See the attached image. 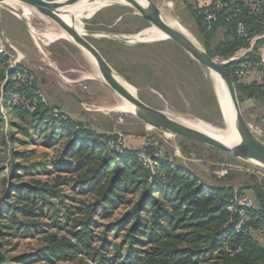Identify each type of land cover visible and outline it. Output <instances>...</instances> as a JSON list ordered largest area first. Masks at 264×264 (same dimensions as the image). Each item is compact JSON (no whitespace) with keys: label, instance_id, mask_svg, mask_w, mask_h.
Wrapping results in <instances>:
<instances>
[{"label":"rangeland","instance_id":"374dc122","mask_svg":"<svg viewBox=\"0 0 264 264\" xmlns=\"http://www.w3.org/2000/svg\"><path fill=\"white\" fill-rule=\"evenodd\" d=\"M151 1L160 9L162 18L181 26L206 52L192 15L197 11L200 0ZM21 17L20 13L14 15L7 7L0 6V47L6 52L7 69L17 63L18 68L30 72L32 83L43 101L59 109L73 123L93 134L109 137V140L121 136L119 145L122 149L144 150L152 161V169L156 165L154 159L181 167L193 174L205 189L231 185L238 195L239 189L244 187L239 195H247L253 200L254 195L247 189L248 186L259 185L264 192V168L257 164L153 128L130 112L109 110L118 104L120 98L102 79L86 78L90 77L92 71L89 55L66 39H58L43 46L36 36L34 38ZM81 22L84 33H96L87 37L88 42L119 78L135 88L137 97L143 103L180 119H198L225 128L209 71L177 44L164 40L146 44L140 50L129 51L124 46H139L116 39L120 36L147 39L148 36L140 33L153 29L130 7L110 4L86 16ZM33 24L39 34L57 27L51 20L45 22L39 18H35ZM225 40L224 30L217 28L211 48L221 45ZM262 43V40L257 41L253 50ZM246 44L227 59L217 55L211 58L224 67L228 65L229 59L239 58L241 50H246L250 42ZM239 106L245 122L258 126L261 131L253 134L264 142V103L245 100ZM1 111L4 112V109L1 108ZM1 119L0 218L4 220L0 219V222L7 225V229H2L5 236L0 238V254L9 258L27 256L34 259L27 264H44L38 252L48 253L51 236L58 240L73 238V233L78 230L76 223L81 217L78 209L83 208L82 203L89 200L78 195L74 189L75 176L57 170L53 164L61 152L63 141L54 147L44 146L43 137L49 135V131H32L29 117L7 116L3 113ZM12 123L15 127L9 128ZM27 128L26 133L21 130ZM9 129H13L16 139L11 144L7 137L2 138L3 135H9ZM14 153L19 156H14ZM16 166L24 170L15 171L18 176L12 177L11 172ZM38 181L56 193L55 197L48 198L51 205H46L43 212H36L32 217L19 214L16 218L18 229L9 230L11 222L5 219L8 215L5 214L7 208L4 204L13 199V187ZM66 208L74 212L70 219L64 216ZM54 209L58 212H54ZM119 241L120 238L115 240L117 244ZM97 243L95 241V245ZM84 261L94 264L86 257ZM193 264L214 263L203 261Z\"/></svg>","mask_w":264,"mask_h":264},{"label":"trees","instance_id":"16d2710c","mask_svg":"<svg viewBox=\"0 0 264 264\" xmlns=\"http://www.w3.org/2000/svg\"><path fill=\"white\" fill-rule=\"evenodd\" d=\"M231 1L216 0L212 5ZM235 7L238 13L229 20L226 18L231 8L221 11L211 33L205 31L197 11L192 14L210 57L217 55L227 59L247 45L248 40L236 32L238 22L250 38L264 33V11L253 12L244 0H236ZM217 28L224 30L226 40L212 49ZM125 48L136 51L143 46ZM232 65H225L224 69L234 82L239 104L248 99L264 101V91L258 85L240 83L231 72ZM7 72V56L0 55V124L3 113L29 117L32 131H49V135L43 137L44 146L54 147L63 141L53 164L57 170L74 175V189L89 200L78 209L81 217L73 238L58 240L51 236L48 253L38 252L44 264H87L85 257L94 264H193L203 261L264 264V192L261 186L247 187L254 195L255 208L249 211L247 232L236 233L234 224L238 215L228 211L236 195L233 186L205 189L190 172L158 159H154L153 169L145 168L137 158L138 151L123 148L119 153L110 149L109 137L82 129L59 109L43 101L32 81H15L12 77L16 72L9 75ZM13 93L19 95L15 106L11 105ZM26 105L34 110L28 111L24 108ZM9 126L15 127V124ZM28 129L21 130L26 133ZM9 130V135L2 138L7 137L11 144L16 139L13 129ZM21 170L24 168L16 166L11 176L17 177L15 171ZM12 193L13 199L4 204L8 215L5 219L11 222L9 230L18 229L16 218L19 214L32 217L36 212H43L46 205H51L48 198L56 194L39 181L16 185ZM70 215L74 212L66 208L64 216L70 219ZM3 228L7 229V225L0 222V238L5 236ZM119 238L117 244L115 240ZM78 256L83 258L77 259ZM29 258H9L0 254V264H27L34 260Z\"/></svg>","mask_w":264,"mask_h":264},{"label":"water","instance_id":"95a60500","mask_svg":"<svg viewBox=\"0 0 264 264\" xmlns=\"http://www.w3.org/2000/svg\"><path fill=\"white\" fill-rule=\"evenodd\" d=\"M77 1L79 0H59L55 2H48L45 0H0V6L6 7L8 2H16L35 9L41 15L56 23L58 27H60L70 37L71 42H73L77 47L81 48L85 53L94 59L102 80L112 91L115 92L118 97L129 104L132 109L130 114L135 115L140 121L153 128L222 151L236 159L250 161L264 168V142L259 140L251 132L248 124L242 117L235 85L229 74L225 71L224 67L212 59L202 48H200L199 45H194L182 33L166 24L161 16L160 9L151 0H142L141 3L136 0L123 1L124 5L134 10L135 14L144 19L150 25V27L155 28L162 35H164V39L152 42L134 41L127 36H120L116 39L120 42L133 46L170 40L177 44L183 51L189 54L192 59L197 61L206 70L215 73L224 83L235 112V128L239 136V142L236 145H224L223 143L209 137L208 135L181 124L170 118L163 111L146 105L141 100H139L136 94L132 95L128 90H126L118 81V75L115 73V71L104 60L97 49L90 42H88L87 37L96 33L86 32L79 34L61 19V9ZM8 9L13 14L18 13L15 9L10 7H8ZM218 105L222 112L219 101Z\"/></svg>","mask_w":264,"mask_h":264},{"label":"bare ground","instance_id":"6f19581e","mask_svg":"<svg viewBox=\"0 0 264 264\" xmlns=\"http://www.w3.org/2000/svg\"><path fill=\"white\" fill-rule=\"evenodd\" d=\"M138 2H142V0H136ZM110 4H121L124 5L123 0H79L73 4H70L68 6H65L61 9L60 17L61 19L68 24L71 28H73L76 32L79 34H83L84 28L82 25V19H84L86 16L88 17L93 15L97 10H99L102 7H105ZM6 7H10L12 9H15L18 13L21 14V16L26 21L28 28L31 30L34 38H36L41 42L43 46H46L48 43L58 40V39H66L71 40L70 37L60 28L56 23H54L57 27L54 30H48L47 32H42V34H39L38 30L35 28L33 24V20L35 18H39L43 21H49L50 19L41 15L38 11L35 9L16 3V2H8L6 4ZM11 12V11H10ZM15 15V14H14ZM17 17V16H16ZM21 17V18H22ZM164 22L171 26L172 28L176 29L180 33H182L185 37H187L194 45L198 46L197 42L193 39V37L188 34L181 26L176 25L169 20H165L163 18ZM52 21V20H51ZM53 22V21H52ZM25 23V24H26ZM140 35L148 36L147 39H138L136 37H129L130 39H133L134 41H142V42H151L155 40L164 39V35H162L158 30L155 28L151 30H144L140 33ZM38 44V43H37ZM49 45V44H48ZM39 46V45H38ZM40 48V47H39ZM41 49V48H40ZM84 53V52H83ZM87 55V54H86ZM89 57V61L92 66V71L90 73V77L86 78H99L102 79L99 71L96 67L95 61L93 58ZM89 64V63H88ZM90 68V67H89ZM210 73V77L213 81L214 91L217 99V103L219 101L222 112L219 108L220 114L222 115V121L224 125V129L218 128L216 126H212L210 124H207L201 120H184L180 119L174 116H171L167 114L170 118L173 120L184 124L192 129H195L205 135H208L209 137L223 143L227 146H233L236 145L239 142V136L235 128V112L232 107V104L230 102L226 87L222 80L212 72ZM85 74V73H84ZM81 79V77H80ZM118 81L123 85V87L128 90L132 95L137 94L134 87L127 84L125 81H123L121 78L118 77ZM120 98V97H119ZM118 104L110 107L109 110H119L122 112H131L132 109L129 106V104L120 98L118 100ZM219 106V105H218ZM171 113V112H169ZM177 115V114H176ZM179 116V115H178Z\"/></svg>","mask_w":264,"mask_h":264},{"label":"built area","instance_id":"2783aa9c","mask_svg":"<svg viewBox=\"0 0 264 264\" xmlns=\"http://www.w3.org/2000/svg\"><path fill=\"white\" fill-rule=\"evenodd\" d=\"M245 4L248 5L251 10L255 13H259L264 11V0H244ZM236 0H232L230 3L227 2H218L214 5L212 4H198L197 7V14L202 19V24L207 33H211L215 23L217 22L218 16L221 11L231 8L229 10L230 15H227L226 20L230 18H235L238 13V8L235 7ZM237 34L247 39L250 42V49L247 51L241 50V54L239 58H231L228 60V64L233 63L231 66V72L234 77L237 79H243L248 77L254 73L258 74V86L260 87L261 91H264V33L255 37H249L247 32L245 31L244 26L242 23L238 22L236 26ZM262 40L263 43L253 50L254 45L257 41ZM0 55H6L5 49L0 47ZM251 55V57H249ZM16 72L12 79L15 81L18 80H25V81H32V76L30 72L20 69L17 67V63H13L10 65L7 75L10 73ZM19 99L18 93H13L11 98V105L15 106ZM28 111H33L34 107L26 105ZM56 113V110H54ZM249 129L252 133H260V129L258 126H253L248 124ZM120 136V135H119ZM120 137L109 140L108 147L110 149L115 150L116 152L121 153L122 147L119 145ZM137 158L140 163L144 165L145 168L152 169V161L145 153L144 150L137 153ZM255 208V202L252 198L247 195H235L228 206L229 212H236L238 215V220L234 224V230L236 233L245 234L247 232L246 224L249 221V211ZM226 250L231 253V251L226 248Z\"/></svg>","mask_w":264,"mask_h":264},{"label":"crops","instance_id":"0c3cea01","mask_svg":"<svg viewBox=\"0 0 264 264\" xmlns=\"http://www.w3.org/2000/svg\"><path fill=\"white\" fill-rule=\"evenodd\" d=\"M214 1H216V0H200L198 3H200V4H212ZM196 26V25H195ZM154 43V42H153ZM149 44V43H148ZM139 46H141V45H139ZM142 46H146V44H144V45H142ZM148 47V46H147ZM250 49V45H249V47L248 48H246V50H244V51H247V50H249ZM240 83H243V84H245V85H251V84H255V85H258V74L257 73H254V74H252V75H250V76H248V77H245V78H243V79H240ZM256 101V102H261V103H264V101H262V100H260V99H258V100H256V99H248V100H246V101Z\"/></svg>","mask_w":264,"mask_h":264}]
</instances>
